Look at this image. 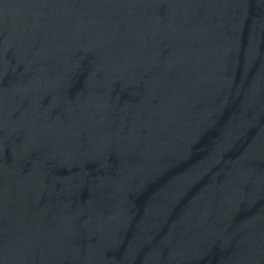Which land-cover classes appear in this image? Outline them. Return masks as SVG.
I'll list each match as a JSON object with an SVG mask.
<instances>
[{
    "label": "water",
    "instance_id": "1",
    "mask_svg": "<svg viewBox=\"0 0 264 264\" xmlns=\"http://www.w3.org/2000/svg\"><path fill=\"white\" fill-rule=\"evenodd\" d=\"M0 264H264V0H0Z\"/></svg>",
    "mask_w": 264,
    "mask_h": 264
}]
</instances>
